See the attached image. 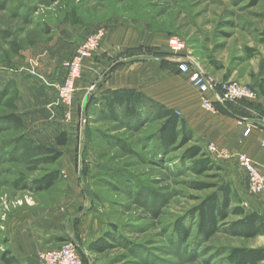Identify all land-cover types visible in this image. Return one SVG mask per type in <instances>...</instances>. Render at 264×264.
<instances>
[{
    "label": "rangeland",
    "instance_id": "374dc122",
    "mask_svg": "<svg viewBox=\"0 0 264 264\" xmlns=\"http://www.w3.org/2000/svg\"><path fill=\"white\" fill-rule=\"evenodd\" d=\"M263 21L264 0H0V83L8 70L18 72L39 58L41 48L62 38L78 40L79 45L95 30L101 28L105 35L114 25L165 35L168 52V38L177 37L185 45L186 58L212 79L242 83L247 66L257 63L248 60L247 49L261 48ZM81 105L73 113L72 104L69 118L64 115L58 123L68 130L81 196L107 241L104 251H87L86 257L77 250L83 264L87 258L90 264H229L231 247L264 246V235L243 238L222 230L205 241L173 244V221L214 190H198L194 183H219L223 173L196 174L193 160L183 158L186 145L160 152L151 134L159 121L147 119L133 131L124 121L101 119L98 103L90 106L84 136L79 131ZM36 120H26L23 129L0 121V230L13 212H48L64 201L61 158L53 162L36 149L53 144L56 125ZM36 126L41 130L33 129ZM20 131L27 137L16 148ZM56 168L61 178L49 189H39L40 178ZM235 219L229 216L226 223Z\"/></svg>",
    "mask_w": 264,
    "mask_h": 264
},
{
    "label": "crops",
    "instance_id": "0c3cea01",
    "mask_svg": "<svg viewBox=\"0 0 264 264\" xmlns=\"http://www.w3.org/2000/svg\"><path fill=\"white\" fill-rule=\"evenodd\" d=\"M165 39V35L143 33L127 25H114L105 29L101 46L93 56L82 61L73 93V113L78 108L80 110V104L88 91L96 98L107 90L134 89L166 108L174 109L184 119L194 137L202 141L205 150L207 144L212 143L218 150L230 155H246L264 175V147L261 145L264 138V86L260 85L264 38L261 48L248 57L249 61L255 60L256 65H248L241 77L242 83L251 87L257 97L215 104L212 110L201 106L198 90L188 80V76L178 70L174 57L169 54L162 56L166 61L175 63L173 67L164 66L161 58L147 52L149 49L162 54L168 52ZM78 42L62 38L41 48L39 58L31 60L29 66L19 67L18 72L8 70L0 88L9 84L11 90L16 92L15 111L24 122L28 120L36 123V119L39 122L40 119L54 122V135L67 130L58 123L59 119H64V107L58 99L57 85L66 74L64 61L74 54ZM137 48H140L137 54H127ZM118 61L111 70V65ZM22 68L25 72L21 71ZM247 124L250 130L244 134ZM35 128L41 130L38 126ZM38 130L36 133H39ZM211 157L242 198L243 206L248 211L264 214V189L258 193L248 190L246 170L233 157ZM72 160V149L64 150L59 163L65 178V195L64 199L61 198L64 200L61 207L48 212H13L3 220L0 264H40L38 252L54 248L63 241L61 238H73L75 233L82 244H88L101 236V224L91 217L81 196ZM5 251L7 254L2 255ZM84 251L87 252L86 249Z\"/></svg>",
    "mask_w": 264,
    "mask_h": 264
},
{
    "label": "trees",
    "instance_id": "16d2710c",
    "mask_svg": "<svg viewBox=\"0 0 264 264\" xmlns=\"http://www.w3.org/2000/svg\"><path fill=\"white\" fill-rule=\"evenodd\" d=\"M253 1L255 2L256 0ZM139 50L140 48L131 49L127 54H137ZM247 50V57H251L254 53V49ZM147 52L154 57L161 58L164 66H175V63L166 61V59L162 57L170 54L169 52L162 54L156 51L153 52L150 49L147 50ZM119 62L120 61L111 65L110 69L112 70ZM262 64L263 77L260 79V85L264 86V58ZM15 96L16 92L11 90L9 84L0 89V108L2 107L3 111L0 113V121L7 124H14L19 129H23L24 120L15 111ZM92 103L99 104L101 119H110L117 122L124 121L122 123L133 131L141 129L147 123V119L159 121V125L151 134H155L154 139H156V148H158L160 152L166 154L186 145L183 150V158L193 160L191 163V170L196 174H202L208 170L222 173L221 167L216 164L211 155L204 149L202 141L194 137L184 119L174 109L166 108L147 97L142 92L134 89L107 90L100 94L99 97L94 98L91 96L87 108V117ZM87 123H85L83 131H80V133H84V136L87 131ZM25 134L24 131H20V135L14 140L15 143L13 147L15 146L17 148L20 142L26 141L25 137L27 136ZM68 141V133L62 130L55 135L53 144L44 146L38 145L36 149L40 151V153L48 154L47 157H50V160L54 162L61 158L63 149L68 144ZM189 142L191 144L187 145ZM82 173L83 170L81 169L80 174ZM60 178V168H56L47 172L40 178L38 187L41 190L49 189L55 185ZM219 179V183H194L195 188L198 190L210 186H212L214 190L202 198L186 215L179 216L173 221L170 234V240L173 241V244L182 245L187 244L189 241L200 239L205 241L221 230L233 236L243 238H254L257 235H264V214L248 211L243 206L242 198L234 190L232 183L225 179L224 174L221 176L219 175ZM85 190V186H83V191ZM229 216H235L237 219L226 223ZM194 218H196L194 226L195 231L194 235L190 237ZM72 237L73 238L66 237V240L75 244L81 257H86L84 249L91 252H101L107 248L105 237L101 238L100 236L98 239L88 244H82L75 233ZM64 239L61 238V240ZM5 254H7V251L2 253V255ZM226 260L229 264H260L264 261V246L255 248L231 247L226 254ZM84 264H90L89 258H87V262L85 260Z\"/></svg>",
    "mask_w": 264,
    "mask_h": 264
},
{
    "label": "built area",
    "instance_id": "2783aa9c",
    "mask_svg": "<svg viewBox=\"0 0 264 264\" xmlns=\"http://www.w3.org/2000/svg\"><path fill=\"white\" fill-rule=\"evenodd\" d=\"M104 38V30L99 28L89 34L76 48L73 56L64 61L66 74L57 85L58 98L64 107V115L69 118L73 104L75 81L79 77L82 61L89 58L100 47ZM169 53L177 62V68L188 76V80L198 90L201 106L206 110L214 109L215 104H225L242 99H255L256 92L244 83L236 81L218 82L204 73L191 59L186 58L185 45L177 37L171 36L167 40ZM240 121V120H239ZM250 130V125H245L244 134ZM264 147V138L261 141ZM206 151L217 158H234L246 170L247 188L251 193H258L264 189V175L258 166L246 155H230L218 150L212 143L207 144ZM40 264H83L75 244L71 241L61 243V246L38 252Z\"/></svg>",
    "mask_w": 264,
    "mask_h": 264
},
{
    "label": "water",
    "instance_id": "95a60500",
    "mask_svg": "<svg viewBox=\"0 0 264 264\" xmlns=\"http://www.w3.org/2000/svg\"><path fill=\"white\" fill-rule=\"evenodd\" d=\"M91 96H92V92L88 91L86 95L84 96V99L81 105L80 124H79L80 131H83L84 125L87 121V108H88V104L91 99Z\"/></svg>",
    "mask_w": 264,
    "mask_h": 264
}]
</instances>
